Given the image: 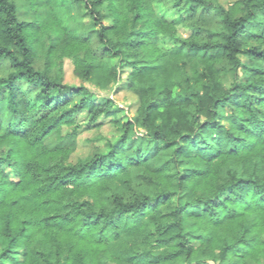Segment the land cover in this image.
Segmentation results:
<instances>
[{"label":"trees","instance_id":"trees-1","mask_svg":"<svg viewBox=\"0 0 264 264\" xmlns=\"http://www.w3.org/2000/svg\"><path fill=\"white\" fill-rule=\"evenodd\" d=\"M261 14L264 0H0V264H263ZM139 130L160 167L128 155Z\"/></svg>","mask_w":264,"mask_h":264},{"label":"rangeland","instance_id":"rangeland-1","mask_svg":"<svg viewBox=\"0 0 264 264\" xmlns=\"http://www.w3.org/2000/svg\"><path fill=\"white\" fill-rule=\"evenodd\" d=\"M233 1L235 0H222V2L226 5L232 3ZM101 14H102L103 23L105 25H111V18L109 16L108 10L106 8L101 9ZM74 23H75V27L79 29L81 32H86L92 29L93 26L90 22L89 17L85 15V10L83 8V5H79ZM249 30L250 32L257 34H261L262 32H264V14H261L259 16V18L249 27ZM65 81L70 84L79 83V80L75 77L73 73V66L69 61L65 62ZM110 89H111V84L105 85L104 92L100 93V95L101 96L110 95L114 97L116 102L121 107L129 108L132 113L136 105V99L134 95L131 92L127 91L126 89H123L119 93L112 95ZM2 112H3V125L5 129L8 126V124L11 123V119L9 113L5 109H3ZM112 133H113V128L111 127V125L108 124V122H106L105 125L99 131L97 129L84 131L82 134H80L75 157L86 155L92 149L93 145L91 141L94 139L96 140L98 135L111 137ZM95 143L96 145L103 144L102 141ZM46 144L50 148H55L60 146L69 147L73 145V142L70 140L59 141L57 136L53 134L46 140ZM138 148L140 152H142L144 155H147L151 159L150 163L152 168L160 167L165 161V158L167 156L166 152H163L162 154H158L159 149L156 146H153L150 142H148V139L146 138V133L143 130H139L136 136L134 137V139L128 142V146H127L128 155H135L136 154L135 151ZM142 171H143L142 168L132 169L133 178L139 181L140 183H144L141 179ZM146 188L147 190H150L149 186H146ZM263 238H264V234H263ZM206 264H214V263L208 261L206 262ZM251 264H255V263L252 262Z\"/></svg>","mask_w":264,"mask_h":264}]
</instances>
